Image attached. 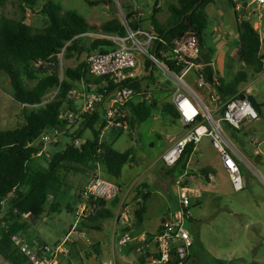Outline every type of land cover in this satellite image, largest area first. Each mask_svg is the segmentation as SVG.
Wrapping results in <instances>:
<instances>
[{"label": "rangeland", "instance_id": "1", "mask_svg": "<svg viewBox=\"0 0 264 264\" xmlns=\"http://www.w3.org/2000/svg\"><path fill=\"white\" fill-rule=\"evenodd\" d=\"M52 1L60 7L62 13L73 11L91 23L102 24L117 19L128 26L129 16L134 15L136 20L141 22L143 30L155 31L152 28L153 16L158 22L164 24L170 16L168 6L177 3L178 0H102V3H97L98 0ZM242 1L249 4L252 2V0ZM262 7L264 6L253 4L249 5L248 9L252 15H258L261 12L264 13ZM212 8L211 10L220 11L223 8H228V5L224 0H217L216 5H213ZM0 18L26 21L36 32L48 27L47 18L40 13H33L24 5L22 0H0ZM210 21H212L211 17ZM83 38L86 49L97 39L92 34ZM89 54L88 51H81L70 59H67L64 54L62 61L61 57L59 58L61 62L60 75L62 71L64 77V71L67 68H76L80 63L87 62ZM239 64L241 68L244 67L240 61ZM217 68L226 81H232L233 73L229 74L228 71H224L219 61ZM35 69L39 70L37 80H30L28 77L24 79L25 85L30 89H33L38 80L47 76L52 70L44 64L36 65ZM150 70L154 72L152 77L149 74ZM192 74L194 75L190 74L186 77L183 84H187L194 91L206 94V91L198 89L195 82L196 70H193ZM141 76L142 88L145 93L142 94L143 96L135 97V102L143 99L149 102H157L159 110H156L153 118L147 122L136 123L134 127L129 126L123 130L124 133L121 135H118L117 130H107L104 132V137L113 149L120 153L128 149H133L136 152L137 159L132 156L130 165L132 172H143L147 175L146 177L143 174L142 182L150 185L152 182L149 183L147 180L159 178L157 184L156 181L153 183L152 195L147 202V214L143 226L145 230L153 233L159 224V216L166 217L167 220L171 215L180 211L178 181L181 175L168 174V168L162 163L161 156L187 130L185 132L184 128L177 121H174L172 116H165L161 110L166 103L172 102L171 94L177 86H181L182 82L170 79L160 66H152L151 64L148 67L146 63L141 68ZM89 78L91 81L89 84L86 82L73 83L75 89L71 93L70 99H72L77 112L82 111L83 94L86 90L98 87L94 82L95 78ZM57 90L58 88L48 92L44 104L55 100ZM12 91V79L0 71L1 130L14 129L25 122L22 114L23 106L12 98ZM240 92L247 96L255 94L256 99L263 104L261 110H257L259 113L258 120L250 122L239 131L228 126L225 130L232 148L243 156L240 167L244 189L242 191L234 190L228 175L215 176L214 182L208 180L211 171L207 176H203L204 173L201 171L207 168L202 165L200 167L196 155L190 167L187 168L188 175L180 183L184 188H192L200 192V196H195V193L190 192L189 216L191 221L187 219L184 221V227L194 241L192 255L198 259L200 264H264V73L255 74L249 70L246 82L240 86ZM68 106V103H65L63 114L69 110ZM98 124L96 129H102L101 132H103V124L101 125L100 122ZM57 131L59 133L57 139L45 142L42 140L43 136H40L34 142L41 153L31 163L32 170L49 168L51 156L62 152L66 145L72 141V137L76 138L77 145H82L93 138L91 130L85 128L83 117L71 123L67 128H59ZM47 135H50V132ZM199 149L202 154L204 153V161L208 163L221 161L209 138H203ZM256 150L260 153L255 154ZM257 157L261 158L259 163L256 162ZM66 166L68 168L62 169L59 173V183L56 185L59 191L50 194L45 206V213L39 218L25 216L20 222L28 224V228L21 239L26 240L29 244L39 235L43 243L53 246L60 243L63 237L72 230L77 210L75 203L77 204L80 193L85 190L87 186L85 183L90 179L91 172L98 168L93 165L86 167L71 163H66ZM99 167L102 179L118 186L113 181L115 179L104 168ZM125 171L128 172V169L126 168ZM129 173H131L130 170ZM162 182L167 188L161 185ZM27 190V185L21 187V191ZM116 197L105 199L108 202V207L112 208L114 212V218L102 221L101 230H96L94 227L97 224L94 225L88 220L90 215L86 216L82 221L84 225L81 223L76 229L78 233L71 237L73 242L67 245L69 255L60 257V264H128V259H131L133 264H159L154 263L153 259H156L157 247L156 250H150L153 241L149 236L146 237L147 241L144 245L138 244V241L135 240L128 241L124 245L119 244L122 236H114L118 234V227L121 226L119 221L115 222L116 214L121 209L119 216L124 212L127 218L134 223L138 201H136L135 196L133 198L131 195L127 200H120L119 204L112 207L111 202ZM13 199L2 202L0 222L10 211L11 200ZM134 204V208L131 207ZM72 207L75 210H72ZM168 214L169 216H166ZM0 229H6L4 221L0 223ZM76 251L81 254L76 256ZM145 254L147 259L142 261L141 257ZM74 256L75 259L71 262ZM0 264L31 263L14 245L11 248L0 249Z\"/></svg>", "mask_w": 264, "mask_h": 264}, {"label": "trees", "instance_id": "2", "mask_svg": "<svg viewBox=\"0 0 264 264\" xmlns=\"http://www.w3.org/2000/svg\"><path fill=\"white\" fill-rule=\"evenodd\" d=\"M224 1L227 2L229 8H236L235 0ZM22 2L33 13L44 15L47 18L48 27L36 32L26 21L0 18V71L12 79V97L23 106L22 114L25 118L24 124L14 129H0V206L11 194L15 195V198L11 200L10 211L4 220L1 219V222L6 223V229H0V249L16 246L13 236H22L28 228V224L20 223L25 216L39 218L45 213L50 194L59 191L56 185L59 183L61 170L68 168L66 163L86 167L93 165L99 169L101 166L110 176L119 179L124 167L132 161L134 153L133 149H128L123 153L114 150L104 135L99 144L102 129L97 130L96 126L99 122L105 126L101 110L94 115L83 116L85 128L90 129L93 134L92 139L82 145H77L76 138L72 137V141L62 152L51 156L49 168L46 170L31 169V163L41 153L33 143L47 130L65 129L70 126L62 118L65 103H68L69 110L77 112L70 99L75 89L73 83H91L89 77L92 78V76L88 72L87 62L80 63L76 68H67L61 81L59 54L64 48L67 59L73 58L81 51L109 53L115 49V45L110 41L95 39L86 49L83 37L87 34L125 36L127 27L117 19L95 24L73 11L62 13L60 7L52 0H22ZM96 2L102 3L103 1ZM215 3L217 0H178L177 3L168 6L170 16L164 24L158 22L153 16L152 28L166 42L165 46L156 41L153 52L162 58L161 52L171 49L173 40L187 33L193 35L199 46V57L195 63L204 66L205 80L215 88L221 101L225 102L232 96L243 94L240 92V86L246 82L249 70L255 74L264 72V56L261 55L264 39H261L260 33L250 21L241 19L237 58L244 64L246 70H239L231 82L219 77L212 66L215 49L209 45L207 39L210 23L207 8ZM129 19L128 26L132 30L142 28L141 22L137 21L134 15H130ZM40 62L51 64L50 69L52 70L47 76L38 80L33 89H30L25 85L24 79L27 77L30 80L38 79L39 70H36L35 66ZM146 64L150 67L151 62L146 61ZM168 65L176 73L183 68V65L173 62ZM150 75L152 77L154 72L151 71ZM105 80L107 78L100 77L95 78L94 82L99 87V92L107 95L116 86L112 82L108 87L104 86ZM59 86L55 100L44 104L48 92ZM132 87L136 89L137 96L145 93L140 82H135ZM127 107L131 127H134L136 123L147 122L153 118L155 111L159 110L157 102H149L146 99L135 102L134 98L127 104ZM161 110L165 116L170 115L174 121H178L177 112L172 104L166 103ZM122 133H124L123 130L118 131V135ZM192 154L193 146L190 145L177 164L168 168L167 173L176 176L183 175L187 171ZM201 172L204 173L203 176L208 174L207 169ZM24 185L28 186L25 192L21 191ZM148 189L149 184L147 183H142L137 188L135 199L138 201V209L135 211V219L138 224L143 222L147 213V202L152 195ZM93 204L96 209L88 220L94 225L97 224L94 229L101 230V222L114 218V212L108 207V202L103 199L93 201ZM117 204H119V199L116 197L111 205L115 207ZM186 219L191 221L190 217ZM161 232L162 226L155 234H148V236L153 240ZM172 256L166 264H179L174 253ZM155 258L159 260L161 255L155 254ZM191 260L192 252L186 264H190Z\"/></svg>", "mask_w": 264, "mask_h": 264}, {"label": "built area", "instance_id": "3", "mask_svg": "<svg viewBox=\"0 0 264 264\" xmlns=\"http://www.w3.org/2000/svg\"><path fill=\"white\" fill-rule=\"evenodd\" d=\"M257 4L264 6V0H252L251 5ZM127 27L125 36L92 34L97 39H106L115 45V49L109 53L92 52L89 54L87 65L90 76L94 78L105 77L107 80L104 86L108 87L112 82L116 87L109 94L105 95L99 92V87H93L86 90L83 94V107L81 112L67 110L62 118L68 123H74L84 115H94L105 107L103 120L104 129L100 136L101 144L104 132L107 130H126L129 127L127 104L138 95L136 89L132 87L135 82L142 83L141 68L150 61L152 66H160L165 74L174 81L182 82L171 94L172 104L177 112L179 124L187 130L171 148L165 151L161 156L162 163L171 168L177 164L188 146H193V152L198 150L203 138L210 139L212 147L217 151L220 162L226 170L234 190L242 191L244 189V180L241 173V159L237 156L227 139L226 129L228 126L236 131L241 130L250 122L259 119V113L251 101L241 98L243 94H238L222 102L215 88L205 80L204 66L195 63L199 57V46L197 39L190 33L182 35L179 39L172 42V48L161 52L162 58L153 52L155 42L159 41L166 46L163 37H160L155 31L138 29L132 30ZM91 35V34H87ZM86 35V36H87ZM261 39L263 38L260 33ZM69 45V44H68ZM65 48L59 54L62 58ZM183 65L179 73L172 71L168 63ZM44 64L48 69L52 65L40 62L37 65ZM61 68V62H60ZM196 70V84L200 91H206L202 94L194 91L187 84H183L186 77ZM149 71V74H151ZM194 75V74H193ZM60 80H63L61 71ZM60 86L58 87L59 90ZM57 90V92H58ZM247 96V95H246ZM50 132V135L47 133ZM59 133L57 130H47L42 134V140L45 142L57 139ZM260 153L258 150L255 154ZM188 175V170L181 175L178 181L180 190L179 202L180 211L171 215L162 224V232L157 234L152 240L156 245L155 254H160L161 259L154 260V263L166 264L173 256L179 260V264H186L191 249L194 245L193 238L184 227V221L189 218L190 196L183 193L188 190L181 186V181ZM208 179L215 181V176L210 174ZM118 193V188L106 182L101 177L100 169L91 173V181L78 198L77 210L75 212V223L72 230L53 246L41 243L38 247H33L21 236H13V241L18 250L24 255L31 264H60L62 256H68L67 245L73 242L71 238L77 232L78 226L84 218L95 212L96 206L93 201L99 199H112ZM130 241L129 235H124L119 242L120 245Z\"/></svg>", "mask_w": 264, "mask_h": 264}, {"label": "crops", "instance_id": "4", "mask_svg": "<svg viewBox=\"0 0 264 264\" xmlns=\"http://www.w3.org/2000/svg\"><path fill=\"white\" fill-rule=\"evenodd\" d=\"M235 2H236V8H233V9L229 8V6H228V8H223L220 11L211 10V9H213L212 8L213 5H216V3L207 8L208 9V15H209V17L212 18V21H210V23H209V30H208V34H207V39H208L209 45L215 49V54L213 57L212 66H213L214 70L218 73V76L221 78H223V77L220 75L219 69L217 68V62L218 61L220 63L221 68L226 72L228 71L229 74L233 73L234 77L239 70H244L246 68L245 66L241 68V65L239 64V61L237 59V50H238V46H239V36H240L239 35V22L242 19L241 16L239 15V13L242 10L244 2L242 0L241 1L235 0ZM249 5H251V3L250 4L248 3V7H249ZM248 7L246 8V14L243 17V19L250 21L253 24L254 28L259 33H261L262 36L264 37V13L261 12L258 15H252V13H251V11H249ZM261 9H262V11H264V7H262ZM261 55L264 56V42H263V45L261 48ZM191 75L193 76V74H191ZM234 77H233V79H234ZM253 95L256 97L255 94H253ZM102 111H103V115H104V107L102 108ZM177 123H179V122L177 121ZM225 129H226V127H225ZM184 131L186 132L185 129H184ZM106 133H108V132H106ZM176 133L178 134V132H176ZM184 135L185 134H183L182 137ZM34 144L35 143H33V145ZM235 152H236L237 156L242 160L243 156L238 151H235ZM195 153H197V154H195ZM195 155H196V158L199 159L198 162L200 164V167L202 165L204 168H207L208 173L211 171V173H209V175L212 174V175L217 176V177L218 176L223 177L224 175H228L226 170L223 168L221 162H212V163L210 162V163H208L207 161H204V159H203L204 153L202 154L199 147H198V150L193 152L192 156L190 157L188 168L190 167L191 162H192ZM132 156H134L137 159L136 152H134ZM126 168L128 169V172L125 171ZM129 170L131 173H129ZM143 174H144L143 172H141V173H138L136 171L132 172V166L129 163L128 165H126L124 167L123 172H122V176L119 179L113 177V179H115L113 181H115L114 183L118 185L116 187H118V189H119V193L116 195L117 198L119 199V202H120V200H122V201L127 200L128 197L131 195L133 198H134V196H136L137 188L142 183H145V182H142ZM144 176L147 177V175H145V174H144ZM101 177H102V174H101ZM215 180H216V178H215ZM147 181L149 183L152 182V184L150 183L149 189H148V191L151 192V194H152V188L154 186L153 183H154V181H156V184H157V182L159 181V178H156V180H153V178H152L151 180H147ZM89 182H90V179L85 183V186L88 185ZM161 185L163 187L167 188V186L165 185L164 182H162ZM188 189H190V192L195 193L196 194L195 196H200V194H199L200 192L198 190H195L192 188H188ZM179 195H180V190H179ZM13 198H15V195L11 194L8 197V199H6V200L13 199ZM77 204L75 203V206H77ZM134 206H135V204L131 207L134 208ZM128 208H130V207H128ZM71 209L75 210V209H73V207ZM121 211L122 210L120 209V211H118V213L116 214V217H115V219H116L115 222L119 221L121 226L118 227V234L114 235V236L115 237L122 236V238H121V240H122L124 235H129L130 241H133V240L138 241V244H140V245H144V243L147 241L146 237L148 236V234H155L158 231V229L162 226L163 222L166 220V217L159 216L160 221H159L157 228L155 229V231L153 233H150L149 231L145 230L143 227L144 222H145V217H144V220L141 224H138L136 220L133 223L132 221H130L127 218L126 213L122 212V215L119 216V212H121ZM166 216H169V214ZM76 233H78V231ZM24 236H27V235H24ZM37 236L38 237H35L33 239L32 243H30V245L33 247H38L40 245V242L43 243V241L39 237V235H37ZM57 242H59V241H57ZM155 248H156V245L154 243L151 244L150 250H154ZM79 254H81V253L76 251L75 255L79 256ZM74 259H75V256L71 260V262H73ZM141 259H142V261L147 259V255L145 254L144 256H142ZM193 262H195L194 264H200L198 259L192 255V260H191L190 264H192ZM127 263L133 264L131 259H128Z\"/></svg>", "mask_w": 264, "mask_h": 264}, {"label": "water", "instance_id": "5", "mask_svg": "<svg viewBox=\"0 0 264 264\" xmlns=\"http://www.w3.org/2000/svg\"><path fill=\"white\" fill-rule=\"evenodd\" d=\"M248 7V2H245L244 4H243V7H242V10L240 11V13H239V15L241 16V18L243 19V17L245 16V14H246V8ZM248 98L250 101H251V103L253 104V106L257 109V110H261V108L263 107V104L262 103H260L257 99H256V97L254 96V95H252V94H250V95H248V96H246V95H242L241 96V98ZM261 161V158L260 157H257L256 158V162L257 163H259Z\"/></svg>", "mask_w": 264, "mask_h": 264}, {"label": "bare ground", "instance_id": "6", "mask_svg": "<svg viewBox=\"0 0 264 264\" xmlns=\"http://www.w3.org/2000/svg\"><path fill=\"white\" fill-rule=\"evenodd\" d=\"M183 193H186L188 196H190V189H188V190H183Z\"/></svg>", "mask_w": 264, "mask_h": 264}]
</instances>
